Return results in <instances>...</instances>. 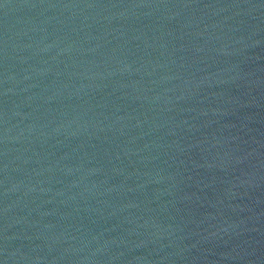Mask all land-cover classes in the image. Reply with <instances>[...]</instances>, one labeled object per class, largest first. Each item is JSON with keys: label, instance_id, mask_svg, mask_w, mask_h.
Wrapping results in <instances>:
<instances>
[{"label": "water", "instance_id": "water-1", "mask_svg": "<svg viewBox=\"0 0 264 264\" xmlns=\"http://www.w3.org/2000/svg\"><path fill=\"white\" fill-rule=\"evenodd\" d=\"M0 264H264V0H0Z\"/></svg>", "mask_w": 264, "mask_h": 264}]
</instances>
